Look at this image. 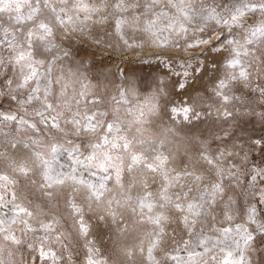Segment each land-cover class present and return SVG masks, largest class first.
Wrapping results in <instances>:
<instances>
[{"label": "snow or ice", "instance_id": "snow-or-ice-1", "mask_svg": "<svg viewBox=\"0 0 264 264\" xmlns=\"http://www.w3.org/2000/svg\"><path fill=\"white\" fill-rule=\"evenodd\" d=\"M85 44L124 64L152 48L165 73L146 88L92 75ZM5 99L0 264H73L77 246L80 264L264 253V167L248 155L264 135L241 126L264 127V0H0Z\"/></svg>", "mask_w": 264, "mask_h": 264}, {"label": "rangeland", "instance_id": "rangeland-1", "mask_svg": "<svg viewBox=\"0 0 264 264\" xmlns=\"http://www.w3.org/2000/svg\"><path fill=\"white\" fill-rule=\"evenodd\" d=\"M103 51V56L101 52ZM155 51H160L156 49ZM152 48H146L144 51L135 54L128 53L124 59L131 58V63L124 64L120 57L116 54L105 51L103 49H96L94 46L85 44L83 47L78 50V57L85 58L86 64L91 69L92 75H106L109 79L115 80L116 83H119V77L117 73L120 69H124L125 72L129 73L137 82L141 88H146L148 86L154 85L156 78L159 75L165 73L163 66L156 62L155 56L152 54ZM149 61L145 63L144 61ZM179 70V69H177ZM178 78L174 77L173 80ZM198 87L203 90L205 83L201 82L198 84ZM5 107L8 104V101L5 99L0 101ZM241 126L250 134H253L256 137L264 135V127L260 125L258 121L254 118H247L245 121L241 122ZM215 130V125L213 121H208L207 123H201L197 128L194 129L197 134L208 135L210 131ZM249 163L253 165H258L264 167V146L257 145L254 149L249 151ZM240 204H244V198L240 199ZM261 248H264V243L259 245ZM76 252L80 253V256L77 257L75 252L73 253V264H80V261L83 257V250L79 246L75 249ZM35 255V254H33ZM35 264H41L40 261H36ZM254 264H264V253H259L254 260Z\"/></svg>", "mask_w": 264, "mask_h": 264}]
</instances>
